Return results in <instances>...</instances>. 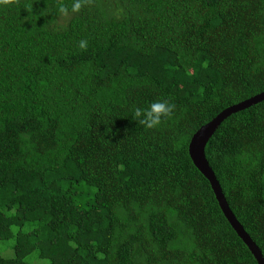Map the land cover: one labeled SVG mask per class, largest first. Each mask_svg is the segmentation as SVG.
Instances as JSON below:
<instances>
[{"label":"trees","instance_id":"trees-1","mask_svg":"<svg viewBox=\"0 0 264 264\" xmlns=\"http://www.w3.org/2000/svg\"><path fill=\"white\" fill-rule=\"evenodd\" d=\"M261 92L264 0L0 4V264H257L188 144ZM161 99L174 115L146 129L134 109ZM204 153L264 259V100Z\"/></svg>","mask_w":264,"mask_h":264},{"label":"water","instance_id":"water-1","mask_svg":"<svg viewBox=\"0 0 264 264\" xmlns=\"http://www.w3.org/2000/svg\"><path fill=\"white\" fill-rule=\"evenodd\" d=\"M264 100V92L256 94L246 100H243L239 103L231 105L220 113H218L212 120H210L205 125L201 126L191 137L188 144V155L195 166V168L207 179L211 190L214 194L215 200L231 226L236 235L241 239V241L245 244L253 258L255 259L257 264H264V259L262 257L261 251L256 246V244L251 240V238L244 231L242 226L239 224L232 211L230 210L225 197L222 193L221 187L215 178V175L210 168L206 157H205V146L211 136L214 134L218 126L224 121L228 116L243 109H246L258 102Z\"/></svg>","mask_w":264,"mask_h":264},{"label":"clouds","instance_id":"clouds-1","mask_svg":"<svg viewBox=\"0 0 264 264\" xmlns=\"http://www.w3.org/2000/svg\"><path fill=\"white\" fill-rule=\"evenodd\" d=\"M14 0H0V4H10ZM94 0H72L71 7L65 3V0H56V7L61 16H68L70 13L77 14L86 6H90ZM88 41H79V48L87 50ZM175 103L161 99L153 101L147 108L136 107L134 109L135 120L146 129L158 128L164 121L171 119L174 115Z\"/></svg>","mask_w":264,"mask_h":264},{"label":"rangeland","instance_id":"rangeland-1","mask_svg":"<svg viewBox=\"0 0 264 264\" xmlns=\"http://www.w3.org/2000/svg\"><path fill=\"white\" fill-rule=\"evenodd\" d=\"M14 244L13 239L8 241H2L0 240V254L4 257H10L13 255V249L12 246ZM26 261H28L29 264H39L41 261L37 260L34 255H31L26 258Z\"/></svg>","mask_w":264,"mask_h":264}]
</instances>
